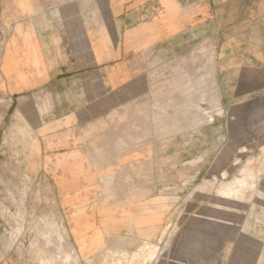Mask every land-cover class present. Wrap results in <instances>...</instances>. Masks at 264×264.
<instances>
[{
	"label": "rangeland",
	"instance_id": "obj_1",
	"mask_svg": "<svg viewBox=\"0 0 264 264\" xmlns=\"http://www.w3.org/2000/svg\"><path fill=\"white\" fill-rule=\"evenodd\" d=\"M220 1L228 15L230 1ZM253 1L256 13L243 39L227 33L230 19L223 15L221 31L207 21L183 46L178 39L152 46L160 13L118 18L111 0H0V57L20 20L16 9L45 31L52 57L56 22L68 12L83 34L84 16L91 19L87 35L109 59L122 45L138 47L128 48L138 62L136 79L77 118L69 148L86 165L82 179L66 184L85 195L59 197L55 186L62 181L55 177L63 166L54 153L32 147L35 135L45 133L34 129L37 95L0 91V139L8 142L0 148V264H72L74 252L65 259L68 243L87 251L82 264H264V8L261 16V0ZM245 41L254 66L227 67L228 48L245 49ZM110 141L124 147L114 163L106 160ZM38 153L47 156L40 175L32 163ZM235 178L245 185L233 197L217 195ZM77 203L79 223L71 216ZM126 219L141 228L124 231ZM145 238L157 247L151 262L140 247ZM97 247L103 248L84 262Z\"/></svg>",
	"mask_w": 264,
	"mask_h": 264
},
{
	"label": "crops",
	"instance_id": "obj_2",
	"mask_svg": "<svg viewBox=\"0 0 264 264\" xmlns=\"http://www.w3.org/2000/svg\"><path fill=\"white\" fill-rule=\"evenodd\" d=\"M228 1H230L229 6L233 8L228 15L224 12L225 10H221V5L226 3H221L220 0H111V8L117 12L118 18L124 15V19L128 17V13L136 17L144 9L145 12H154V15L160 13L161 23L156 25L154 39L148 45L168 43L173 45V41L178 39L176 42L183 46L187 42L185 38L187 40L189 34L198 31L197 29L203 27L207 21L212 22L214 29L221 31L223 15L230 19L225 29L227 33L234 35L235 38L243 39L242 32L248 28L254 11L256 13V9L252 8L255 2L253 0ZM263 3L264 0H261V16H263ZM223 8L225 9L226 6ZM16 10L20 13L17 14L20 20L9 32L0 57V91L7 97L37 95L38 119L34 129L37 133L38 130L45 133L35 135L36 142L32 147L39 150L45 149L46 153H54L55 158H58V164L63 166L64 169L59 168L57 171V174L62 175L55 177V180L62 181L59 187L55 186V192L59 197L85 195L87 192L83 193V191L78 195L75 194V190L69 187L70 184H66L67 180L82 179L80 168L86 165V160L80 156V151L69 148L76 135V126L81 121L77 118L89 116V111L93 113L95 107L93 104L98 98H103L108 92L136 79L134 70L138 62L130 58L131 52L128 48L138 47L122 45L123 49L120 46L118 56L109 59L103 53L102 45L98 44L95 50H100V57H97L93 47L94 39L91 35H87V22L91 19L84 16L83 34L81 29L77 28L76 14L68 12L61 14V18L56 22L58 32L54 36V56L52 57L51 43L44 35L45 31L38 29L35 20H28L25 17L27 13H23L20 9ZM107 37L112 39L110 35ZM222 37L224 38V35ZM113 42L112 40L110 48L117 47ZM244 43L245 49H242L240 44L237 46L233 44L228 48L229 65L227 67L247 69L254 66L250 44L246 41ZM42 97L46 101L49 100L46 106L41 105ZM48 130L54 132V135L46 133ZM7 146L6 137H2L0 148ZM17 147L22 149L29 146ZM123 148L117 143L108 142L105 147L110 155L106 157L108 163L110 161L114 163L112 160L119 158ZM46 153L44 156H39L38 153L36 160L32 162L36 164V170L40 166L38 175L43 174L41 167L46 165ZM132 211L139 212L136 207H133ZM123 226L124 231H129L131 234L141 228L140 225L136 227L135 224H131L127 219L124 220Z\"/></svg>",
	"mask_w": 264,
	"mask_h": 264
},
{
	"label": "bare ground",
	"instance_id": "obj_3",
	"mask_svg": "<svg viewBox=\"0 0 264 264\" xmlns=\"http://www.w3.org/2000/svg\"><path fill=\"white\" fill-rule=\"evenodd\" d=\"M95 51L97 53V56H99L100 55V50L99 49L98 50L94 49V52ZM244 185H245L244 178L243 179L235 178L231 183H229V185H223L217 191V195L231 196V194H232V197H233L235 195V193H237L238 190H240V188H242ZM71 216L74 218V221L76 223L81 222V218L83 216V207L81 205H79V203L75 204L74 210L72 211ZM139 233H142V231H140ZM105 237L109 238L110 235L106 234ZM142 237L144 238V236H142ZM77 247H79V246H75V244L68 243V248L69 249H68V253L65 255V259L66 260L69 259L68 256H70L74 252L75 255H74V257H72V261H71L72 264H82L83 261H82L81 255H83V254H85L87 252L86 251V252L83 253V249L81 247H79V248H77ZM140 247H144L145 248L144 253H147V256L145 258L147 260V262H151L153 259L156 258V248L157 247H156V245H153V243H151L150 240H148V239L143 240L142 243L140 244ZM102 248L103 247H97L96 249H94L92 251L90 250L89 252H92V253H88L87 257H84V260H85L84 262H87V263L90 262L92 260L91 255L94 254V253L100 252L102 250ZM144 253L143 252L139 253V255H144ZM53 256H54V261H57L58 260V255H56L54 253Z\"/></svg>",
	"mask_w": 264,
	"mask_h": 264
}]
</instances>
